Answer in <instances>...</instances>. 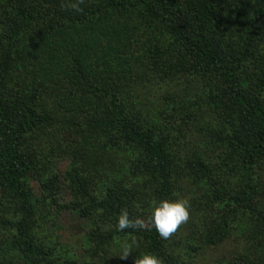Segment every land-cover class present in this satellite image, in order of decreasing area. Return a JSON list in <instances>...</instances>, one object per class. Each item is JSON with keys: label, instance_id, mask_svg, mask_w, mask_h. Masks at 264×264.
Returning a JSON list of instances; mask_svg holds the SVG:
<instances>
[{"label": "trees", "instance_id": "trees-1", "mask_svg": "<svg viewBox=\"0 0 264 264\" xmlns=\"http://www.w3.org/2000/svg\"><path fill=\"white\" fill-rule=\"evenodd\" d=\"M138 64L185 95L144 108L121 83ZM56 154L81 159L63 178ZM163 199L190 211L168 239L150 223ZM52 209L103 251L192 264L243 238L223 264H264V0H0V264H113L63 251ZM122 211L145 228L117 231Z\"/></svg>", "mask_w": 264, "mask_h": 264}, {"label": "rangeland", "instance_id": "rangeland-1", "mask_svg": "<svg viewBox=\"0 0 264 264\" xmlns=\"http://www.w3.org/2000/svg\"><path fill=\"white\" fill-rule=\"evenodd\" d=\"M135 71H137L134 74L137 76L136 78L134 76L132 79L128 77L127 79L122 80L121 83L129 86L128 88L131 89L133 96L136 97L137 94L142 95V102L143 104H146L143 107L151 112L155 111V107H162L164 104L166 105L168 103V99H166L165 96H169V93H179L180 95H185L187 89L186 85L170 87L167 84L154 80L146 81L147 79L142 76L143 66L141 68L140 64L137 65ZM207 115L208 114H206V116ZM80 151L81 147L77 152ZM96 153L101 155L100 151H96ZM75 159H81V157L74 158L70 154H56L54 156L55 172L64 178ZM66 184V182H63L62 185H60V200L63 202H69L72 199ZM32 186L34 188L35 196L40 195L39 185L36 182H32ZM184 186L185 185H183V188L186 190L187 186ZM49 228L51 233H53L56 237L62 250L70 255L72 254L77 259L91 260L95 263H101L102 260L108 259L111 261L110 263L113 264H123L124 262H131L134 264L135 259L137 258V256L133 255L131 252L127 260H122L118 255H116L118 254L120 247L117 249L112 246L110 251L107 249L106 251H103V248H98L96 242L93 241L95 238L93 236L97 231L96 226L76 211L52 209V217L49 221ZM243 245V238H240V240L239 238H229L222 244L208 247L206 251L198 254L192 264H223L238 255L241 252Z\"/></svg>", "mask_w": 264, "mask_h": 264}, {"label": "clouds", "instance_id": "clouds-1", "mask_svg": "<svg viewBox=\"0 0 264 264\" xmlns=\"http://www.w3.org/2000/svg\"><path fill=\"white\" fill-rule=\"evenodd\" d=\"M80 3L83 0H79ZM74 10L80 11L79 4L73 5ZM190 218L188 201L184 199H163L154 204L150 213V223L158 232L159 236L168 239L178 228L186 223ZM143 219L130 217L127 211H122L115 228L119 232L125 230H140L145 228ZM132 252L129 245H122L118 250V255L122 260H127ZM134 264H162L158 255L152 253H140Z\"/></svg>", "mask_w": 264, "mask_h": 264}]
</instances>
